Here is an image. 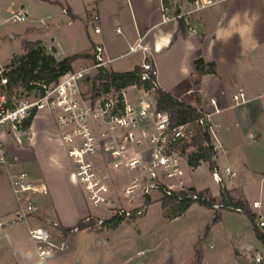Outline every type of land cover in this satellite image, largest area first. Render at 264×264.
<instances>
[{
    "label": "rangeland",
    "instance_id": "1",
    "mask_svg": "<svg viewBox=\"0 0 264 264\" xmlns=\"http://www.w3.org/2000/svg\"><path fill=\"white\" fill-rule=\"evenodd\" d=\"M184 3L189 4V0H183ZM20 9L26 12L24 21L15 19ZM68 21L58 3H50L48 0H0V68L8 69L13 57L19 59L17 57L24 56L29 44L44 47L48 53H52L54 48H48L45 44H50L53 38L57 40L64 30L76 34L61 36V40L62 37L64 39V53L60 54L62 57L90 49L91 38L95 41L100 39L94 33L92 23L86 24L78 19L71 20L69 26ZM60 56L55 53L58 60H61ZM132 59L133 56H130L114 63L113 69L120 70L122 67L119 64ZM91 88L92 81H88L85 93L90 94ZM126 94L131 103L137 102L142 96L133 87L126 89ZM58 114L57 111H48L36 118L35 127H42L37 134L40 145H31L17 132L3 133L1 138L7 146L10 159L18 161L17 170L26 171L32 177H40L46 182L49 191H52L48 198H53V202L59 206V216L64 225L74 228L91 215L101 217L106 223L111 213L104 208L94 207L88 201L63 143L57 124ZM258 148L264 150L262 145L250 150L253 152ZM235 152H238L239 157H233L232 152L222 149L215 159L214 165L219 168L225 187L214 181V165L210 163L187 169L186 181L199 191L212 193L216 201L225 204L232 203L231 196L223 194L229 191L239 199L230 205L243 207L247 211H215L211 205L194 203L176 217L170 201H167L170 204L162 201L153 203L143 217L124 220L117 227L97 224L92 229L69 231L64 236L60 232L62 226L57 221L59 228L52 229L54 241L67 242L69 249L65 252L57 251L45 264H186L190 260L195 264L197 250L202 254L201 264H264V243L260 237L264 234V228L257 227L259 219L256 216L252 219L250 215V209H255L254 201H262V197L252 179H245V189H236L246 175L241 171L245 165L240 162V151L235 149ZM49 161L58 163L59 171H56V166H50ZM252 166L258 164L252 163ZM226 168L237 173L234 181H229L231 179L223 174ZM10 194L9 206L16 213L12 211L0 218V264H40L35 243L29 234L30 227L47 226L51 229L56 221L50 222L39 215L17 219L15 216L19 205L12 188ZM212 194L208 195L213 199ZM257 257L262 259L260 263Z\"/></svg>",
    "mask_w": 264,
    "mask_h": 264
},
{
    "label": "built area",
    "instance_id": "2",
    "mask_svg": "<svg viewBox=\"0 0 264 264\" xmlns=\"http://www.w3.org/2000/svg\"><path fill=\"white\" fill-rule=\"evenodd\" d=\"M218 2L220 0H194L195 11ZM166 6L163 2V7ZM15 19L24 21L25 10H19ZM99 20L100 17L95 15L93 21ZM95 32L100 34L101 29L97 27ZM137 52L148 53L143 38L130 47L129 53ZM153 61V54L148 53L141 64L140 79L151 86L149 89L133 86L142 93L135 103L127 99L126 90L112 88L97 96L92 92L85 93L86 83L106 69L110 62L102 44L95 45L94 61L89 67L68 72L51 84L32 82L24 88L11 81L9 69L0 68V166L9 167L11 164L7 146L1 138L3 133L27 135V124L37 113L57 111L63 143L87 199L94 207L111 213L110 220L139 219L153 203L162 201L210 202L216 211L243 212L239 207L214 202L209 193L195 189L186 181V170L190 168L188 155L195 150L191 144L195 135L193 123L177 124L170 113L158 108L155 93L159 84ZM252 100L243 90L232 95L234 106ZM196 110L199 117L195 124L211 136L215 161L221 148L214 144L220 126L215 117L221 112L217 97L201 98ZM223 174L231 180L237 176L231 168H226ZM212 176L216 183L224 186L219 169L215 167ZM8 178L19 205L15 217L28 219L30 215H37V196L49 193L46 182L32 179L23 170H8ZM253 207L258 209L260 203L255 202ZM256 217L258 227H263L261 215L257 213ZM100 218L91 215L84 219V223L95 219L97 224L103 225L105 221ZM52 226L51 229L33 226L29 230L40 264H45L57 251L69 249L67 242L54 241L52 229L59 228V223ZM77 231L78 227L70 230ZM60 232L65 235L63 230ZM256 259L258 263L262 260Z\"/></svg>",
    "mask_w": 264,
    "mask_h": 264
},
{
    "label": "crops",
    "instance_id": "3",
    "mask_svg": "<svg viewBox=\"0 0 264 264\" xmlns=\"http://www.w3.org/2000/svg\"><path fill=\"white\" fill-rule=\"evenodd\" d=\"M48 2L62 6V13L67 16L69 26L72 24L71 20L82 19L86 24L92 23L94 33L100 37L98 41L91 38L90 49L65 57L60 56L64 53L63 37L74 36V31L64 30L57 40L53 38L50 44H45L48 48H54L52 52L60 56L61 60L82 55L73 63V71L89 67L93 63L94 47L98 44L106 48L110 59L107 68L115 73L134 71L141 67L145 56L152 53L160 89L193 107L203 97H217L221 112L215 117L220 126L214 144L221 147L219 153L225 149L232 152L233 157H239L235 149L240 151V162L245 165L241 171L246 176L236 189H245V179H252L256 183L262 201L255 200L254 203L259 202L260 207L250 210L254 216L259 213L264 221V150H250L261 145L264 148V0H220L199 11H195L194 0H189V4H183V0H168V3L164 0ZM163 2L167 5L166 8L163 7ZM95 15L100 17L98 22L93 21ZM179 15L183 17H177ZM97 27L101 29L100 34L95 32ZM141 38L148 53H129L130 47ZM130 56H133L132 60L119 64L122 67L120 70L113 69L114 63ZM200 59L206 63H215L216 73L200 77L195 66ZM196 77L199 78L198 82L195 81ZM198 87L199 97L195 93ZM240 90L245 91L253 100L245 105L234 106L232 95ZM48 111L37 113L27 126L28 134L23 136L31 145H40L37 134L42 127H35V120ZM252 163L258 166H252ZM16 165L18 161L12 159L9 167L0 166V218L15 211L9 206L11 188L8 170H17ZM49 165L56 166V171H59L58 163L49 161ZM215 167L219 169L214 165L213 170ZM30 177L36 181L41 180L40 177ZM51 194L50 190L47 195L38 196L37 215L50 222L58 221L64 228H70L63 224L57 203L53 202V198H48ZM227 195L231 196L230 204L239 201L229 191L225 192V196ZM212 197L216 201V196L212 194ZM35 220L38 221L39 218ZM192 262L190 260L186 264Z\"/></svg>",
    "mask_w": 264,
    "mask_h": 264
},
{
    "label": "trees",
    "instance_id": "4",
    "mask_svg": "<svg viewBox=\"0 0 264 264\" xmlns=\"http://www.w3.org/2000/svg\"><path fill=\"white\" fill-rule=\"evenodd\" d=\"M165 3H168V0H164ZM83 57L82 55H75L72 57H67L62 60H58L54 53H48V51L41 46L29 44L26 47V54L21 57H13L11 63L7 66L10 70L8 75L11 81L15 85H21L23 87H29L32 82H45L46 84H51L58 81V79L64 74L73 71L72 65L78 59ZM196 72L203 77L207 74L216 73V64L215 63H206L203 60H198L195 63ZM142 72L141 67L136 68L134 71L125 72V73H115L108 71L107 69H102L92 81V88L90 92L94 96L99 95L102 91H108L110 89H115L116 91L126 90L135 85L143 86L146 89H149L151 83L142 82L140 79V74ZM199 84V83H198ZM197 84V86H199ZM196 96L199 97V87L196 88ZM156 101L158 108L160 110L166 111L172 115V119L177 124H183L191 122L193 123L194 137L192 140V146L195 148V151L191 152L188 155V161L191 168H197L202 163H210L211 165L215 164L214 161V152L211 136L203 131V128L196 125L195 122L199 117V114L196 110V107L185 104L162 89H158L155 93ZM200 99V98H199ZM31 118L28 122H32ZM186 148V147H184ZM214 167V166H213ZM225 194V192H223ZM213 200V199H212ZM168 203L167 201H165ZM213 202V201H212ZM171 209L176 211V217H179L184 212H186L193 202L184 201L180 203L170 202ZM168 203V204H170ZM201 204L210 205V202H200ZM239 207V206H238ZM241 208V207H239ZM244 211L243 207L241 208ZM247 211V210H246ZM252 219L254 215L250 214ZM218 218H216V221ZM122 220L115 222L110 220L103 225H111L117 227ZM97 225L95 219L89 223H84V220H81L78 224L79 230L92 229ZM65 234H67L72 228H61ZM261 240L264 243V235H260ZM202 254L197 250V259L195 264H201Z\"/></svg>",
    "mask_w": 264,
    "mask_h": 264
},
{
    "label": "water",
    "instance_id": "5",
    "mask_svg": "<svg viewBox=\"0 0 264 264\" xmlns=\"http://www.w3.org/2000/svg\"><path fill=\"white\" fill-rule=\"evenodd\" d=\"M195 81H196V82H198V81H199V78H198V77H196V78H195ZM0 226H1V225H0Z\"/></svg>",
    "mask_w": 264,
    "mask_h": 264
}]
</instances>
